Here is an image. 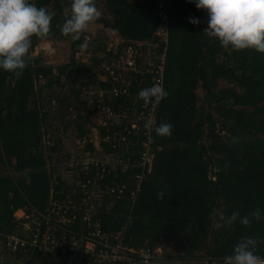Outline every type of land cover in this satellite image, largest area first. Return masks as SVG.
Masks as SVG:
<instances>
[{
    "label": "trees",
    "instance_id": "obj_1",
    "mask_svg": "<svg viewBox=\"0 0 264 264\" xmlns=\"http://www.w3.org/2000/svg\"><path fill=\"white\" fill-rule=\"evenodd\" d=\"M30 2L54 13L47 40L70 38L62 34L61 27L71 0ZM107 5L114 21L100 18L99 22L117 32L121 44L115 53L114 48H108V43L95 39L87 42L85 51L96 65L104 63L103 68L105 62L112 65L127 46L159 41L156 33L161 21L154 1L107 0ZM169 14L170 42L164 76L168 96L155 108L152 170L135 202L130 198L118 200L111 209L104 208L101 217L108 231L121 230L130 224L127 242L135 248H153L180 237L184 241L182 261L202 257L224 261L242 237L264 239V219L254 222L250 228L240 223V217L256 209L264 213V54L255 50L239 51L240 65L230 67L221 59L224 48L219 41L204 33L207 13L197 9L194 0H169ZM190 18L199 19L200 24L189 23ZM86 36L74 41L70 62L61 65L57 73L54 67L33 58L40 41L35 37L31 59L20 78L0 69V233L15 230L17 210L45 211L53 189L72 190L58 167L51 165L53 154L56 161L67 159L70 154L61 155L65 148L62 136L54 146L47 144L51 138H46L49 114L43 103V91L59 84L62 75L69 80L74 72L76 80L81 81L92 72L93 65L81 62L78 57V47L86 42ZM143 50L145 54L147 49ZM161 51L162 48L153 53L159 55ZM103 53L105 56L99 58ZM158 62L155 58L153 66ZM102 75H107L104 69ZM152 77L136 75L129 88L130 95L121 97L111 95V80L101 81L97 91H104V97L98 103L115 111L132 110V104L138 99L139 114L144 111L147 116L151 106L144 108L138 93L155 84ZM93 78L98 79L96 75L90 79ZM220 80H227L233 87L215 91ZM41 81L46 83L39 85ZM199 88L206 91L205 98L198 95ZM69 93L68 88L62 102L73 110ZM164 122L173 126L171 138L158 136L154 131ZM70 124L71 121L63 134ZM217 125L226 134L218 132ZM128 127L131 133L125 134L130 142L137 141L135 145L123 143L124 146L115 147L104 142L103 145L108 153L115 155L128 147L123 163L131 162L130 166L125 171L120 169L116 180L132 187L134 176L142 172L136 164L141 162L148 137L143 124L138 132L132 129L131 123ZM106 134L108 131L102 129V135ZM160 191L166 193L163 199L157 198ZM218 200H224L227 217L234 211L239 217L227 227L231 234L220 248L210 254H196L195 251L204 248L213 228L214 206ZM257 254L264 257V244L258 245ZM14 256L22 257V254ZM55 258L38 254L35 262L49 264Z\"/></svg>",
    "mask_w": 264,
    "mask_h": 264
},
{
    "label": "built area",
    "instance_id": "obj_2",
    "mask_svg": "<svg viewBox=\"0 0 264 264\" xmlns=\"http://www.w3.org/2000/svg\"><path fill=\"white\" fill-rule=\"evenodd\" d=\"M154 1L158 8V16L161 26L157 31L159 41L136 43L124 48L123 53L114 60L112 65L105 64L103 81H112L111 95L114 97L130 95V86L136 75H153L154 83L162 84L164 88L165 63L170 42V14L169 0ZM91 40L86 36V42ZM121 41L111 44L115 53ZM162 51L155 58L159 60L156 66L152 62H146L144 50L152 53ZM143 59V60H142ZM141 61V62H140ZM134 73L135 75H131ZM99 96L104 97V91ZM100 98V101L102 100ZM144 108H147L143 106ZM106 117L100 121L102 129L108 134L102 135V142L120 146L123 143L135 145L137 141L130 142L127 135L131 133L128 126L121 128L117 119L120 111L111 107L99 105ZM155 109L151 107L147 116L145 112L137 115L138 123L132 124V129L137 132L142 128L146 130L148 140L145 142V151L142 153L141 162L136 164L142 168V172L134 176L132 187L127 183L118 182L119 170L129 168L130 163H123V159L115 155H94L90 152L84 156H76L73 152L68 156L71 171L70 181L72 190L53 189L51 191L48 207L45 211L19 209L14 214L17 222L15 230L9 233H0V239L8 253L22 254V257L36 256L62 258L73 261L80 250L83 251L82 259L86 258L94 264H156L159 253L166 243H160L156 247L144 246L135 248L127 242L126 225L117 231L105 229L101 217L104 208L118 200L130 198L134 202L142 189V184L151 172L154 155L151 152L153 138L151 132L145 128L149 120L155 122ZM155 125V124H154ZM119 127V128H117ZM154 127V126H153ZM83 137L80 145H98L93 138ZM134 183V185H133ZM110 200L108 203L107 201ZM183 264H224V261L212 257H202L192 261H182Z\"/></svg>",
    "mask_w": 264,
    "mask_h": 264
},
{
    "label": "clouds",
    "instance_id": "obj_3",
    "mask_svg": "<svg viewBox=\"0 0 264 264\" xmlns=\"http://www.w3.org/2000/svg\"><path fill=\"white\" fill-rule=\"evenodd\" d=\"M193 2V0H189ZM199 10L208 15L207 28L203 31L208 37L216 38L221 47L233 51L255 50L264 54V0H194ZM95 0H71L70 9H65L66 19L61 27L62 34L77 41L101 18ZM54 13L45 7H37L30 0H0V69L20 78L28 67L33 48V37L47 40L52 31ZM189 23L199 25L200 20L190 18ZM87 42L81 44L86 49ZM138 96L144 106L158 107L168 96L162 84L139 91ZM155 122L147 121L145 128L151 132ZM158 136L171 138L173 126L164 122L154 128ZM165 191L157 194L163 199ZM239 217L233 212L225 217L220 214L216 227H229ZM264 219V213L256 209L249 215L240 217V223L251 227L254 222ZM264 239L251 236L242 237L232 253L225 256L224 264H264V257L257 254L258 245Z\"/></svg>",
    "mask_w": 264,
    "mask_h": 264
},
{
    "label": "rangeland",
    "instance_id": "obj_4",
    "mask_svg": "<svg viewBox=\"0 0 264 264\" xmlns=\"http://www.w3.org/2000/svg\"><path fill=\"white\" fill-rule=\"evenodd\" d=\"M95 3L97 8L102 13L101 18H106L112 23L114 21V16L108 8L107 0H95ZM68 8L70 9V6ZM207 21L208 15L206 17V28ZM86 35L90 36L92 40L95 39V41L97 42L106 44L108 43V48L111 46V44L121 41L117 32L105 28L104 25L99 22V20L90 27L89 31L81 36L82 39ZM73 43L74 41L71 39V37L67 41L40 40L37 43V47L33 51V58L39 59V61L45 65L54 67V70L57 73L61 65L70 62ZM80 45L78 47L80 48V50L78 51L79 60L86 63L87 65H93L92 72L87 76H84L81 81L76 80V73L74 72H71V79L69 80L65 75H62L59 84L46 88L43 91V103L46 107L45 109L49 114L48 121L45 125V130H47L48 132L46 138L47 140L49 137L51 138V141L47 144L50 146H54L56 139L59 138V136H62L63 141L65 142V148L61 155L71 154L73 152L76 156L80 157L86 155V153L90 151L92 154L100 156L110 154L115 155L113 153H108L106 148L104 147L102 142V128L99 125L100 121L105 119L106 117L104 111L99 108L100 104L98 102L101 97L99 98L97 96L98 94H100L97 91L98 86L101 81L103 82L102 70L104 63L101 65H96L94 62H92L91 55L87 53L85 49H81ZM103 56H105L104 53L100 54L99 58H102ZM144 56L146 62H153L155 60L154 53L149 50L145 52ZM221 59L227 62L230 67L239 66V62L241 60L240 52L233 51L231 50V48H224L221 54ZM240 72H242V70ZM92 75H96V78L98 77V82L97 80H95V78L90 79ZM91 80L93 81L91 82ZM45 83L46 82L41 81L39 82V85H44ZM231 87H233V84H231L227 80H220L217 87H215V91H220ZM68 88L70 92V99L73 104V110L68 109L62 102L65 91H67ZM73 91H78V94L77 92L73 93ZM197 93L200 98H205L206 96V91L202 88H199ZM136 101H138V99L135 100V102L132 104V110H120L121 114L118 117L117 122L118 125H120L121 127L123 126L122 128L128 126L129 123H138L139 119L137 115L139 114V112L137 110ZM69 121H71L72 124H70L69 128H67L65 133L63 134L62 131ZM217 130L223 135L226 134L222 131L220 125H217ZM83 136H91L89 138H93L98 145H80L79 141ZM126 150H128L127 146L125 147L124 151L121 150V152L117 153L115 156L123 159ZM52 157L54 160L56 158V155L53 154ZM53 160L51 161V165H56L61 174H63V176L67 179V181H70V179H72L70 177V174L73 168L70 165L71 163L69 161V158L67 157V159L59 161ZM214 172L215 171L213 169L210 174L212 177ZM113 205L114 203L109 204L107 210L111 209ZM221 213H223V215L227 217L225 213L224 200H218V202L215 204V222L213 223V228L208 234V238L206 239L204 248L202 250L195 251L196 254H210V252L220 248L221 243L225 242L229 238L231 234L230 229H228L227 227H216L217 223H222L219 219ZM183 245L184 241L180 237H175L174 239L170 240L159 253L156 264H183L182 260L180 259L184 255ZM66 262H68L67 259L55 258L51 260L49 264H64ZM0 264L38 263H31L28 257H16L9 254L6 251L2 240L0 239ZM80 264H90V262L87 260H81Z\"/></svg>",
    "mask_w": 264,
    "mask_h": 264
},
{
    "label": "water",
    "instance_id": "obj_5",
    "mask_svg": "<svg viewBox=\"0 0 264 264\" xmlns=\"http://www.w3.org/2000/svg\"><path fill=\"white\" fill-rule=\"evenodd\" d=\"M82 255H83V251L80 250V251L78 252L76 258H75L73 261L68 260L69 263L66 262V263H64V264H80L81 259H82ZM35 257H36V253H34L33 256H32L31 258H29L31 263L35 262Z\"/></svg>",
    "mask_w": 264,
    "mask_h": 264
}]
</instances>
